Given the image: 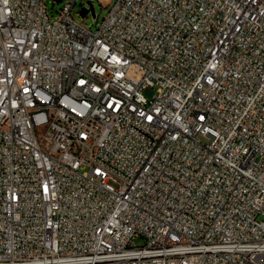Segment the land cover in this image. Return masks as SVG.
<instances>
[{"label": "built area", "instance_id": "built-area-1", "mask_svg": "<svg viewBox=\"0 0 264 264\" xmlns=\"http://www.w3.org/2000/svg\"><path fill=\"white\" fill-rule=\"evenodd\" d=\"M77 1L0 0V264H264V0Z\"/></svg>", "mask_w": 264, "mask_h": 264}, {"label": "rangeland", "instance_id": "rangeland-1", "mask_svg": "<svg viewBox=\"0 0 264 264\" xmlns=\"http://www.w3.org/2000/svg\"><path fill=\"white\" fill-rule=\"evenodd\" d=\"M113 1L114 0H78L72 9V17L78 23L94 29L96 23H99L106 15ZM66 2L67 0H43L48 13L53 16L56 15ZM82 9L86 10L83 16L80 14ZM136 242L140 243V240H136Z\"/></svg>", "mask_w": 264, "mask_h": 264}, {"label": "water", "instance_id": "water-1", "mask_svg": "<svg viewBox=\"0 0 264 264\" xmlns=\"http://www.w3.org/2000/svg\"><path fill=\"white\" fill-rule=\"evenodd\" d=\"M86 13V10L82 9L80 14L83 16Z\"/></svg>", "mask_w": 264, "mask_h": 264}]
</instances>
